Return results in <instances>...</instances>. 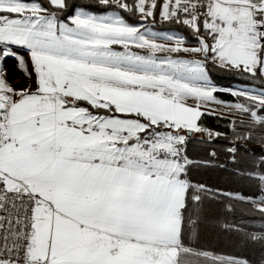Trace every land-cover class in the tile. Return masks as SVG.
Wrapping results in <instances>:
<instances>
[{"label":"snow or ice","instance_id":"snow-or-ice-1","mask_svg":"<svg viewBox=\"0 0 264 264\" xmlns=\"http://www.w3.org/2000/svg\"><path fill=\"white\" fill-rule=\"evenodd\" d=\"M95 4L0 0V264H250L190 243L217 192L190 180L185 145L222 103L208 62L264 80V0ZM157 21L186 26L198 46ZM9 58L34 89L9 83ZM219 90L249 121L236 139L264 145L253 135L264 133V89ZM247 175L260 198L223 195L264 219V148ZM244 235L264 245V231Z\"/></svg>","mask_w":264,"mask_h":264},{"label":"trees","instance_id":"trees-1","mask_svg":"<svg viewBox=\"0 0 264 264\" xmlns=\"http://www.w3.org/2000/svg\"><path fill=\"white\" fill-rule=\"evenodd\" d=\"M71 4L85 6V10L100 11L95 0H70ZM71 11V10H70ZM125 15H127L125 13ZM135 23L136 18L130 17ZM160 31L175 32L184 35L187 42L196 43L190 29L180 24L157 21L153 26ZM209 77L219 89H236L239 87L264 89V80L253 78L248 73L226 71L217 65L208 62ZM218 100L228 103H237L239 99L226 91H217ZM236 124L233 131L230 120L211 114L201 117L199 123L207 131L202 135H188L185 148L186 155L194 161L189 178L191 181L206 185L217 192L215 197H209L203 202V216L198 229L190 234L188 239L193 246L208 250L214 255L246 259L250 264H264V245L252 242L245 233L264 231V219L258 213L248 211L249 205L238 199L229 198L223 194L231 193L234 196H249L260 198L259 189L255 180L250 179L247 172L250 170L253 159H258L264 145L260 143H245L236 139V133H245L247 121H232ZM220 133L219 137L209 138L207 132ZM258 134H261L260 136ZM257 139L264 133H253ZM239 145L236 160H232L228 148ZM215 152L213 157L210 154ZM211 161L204 165L201 162ZM257 171H259L257 169ZM234 207L233 212L227 211V206ZM225 224H237L240 231H230L223 227Z\"/></svg>","mask_w":264,"mask_h":264},{"label":"rangeland","instance_id":"rangeland-1","mask_svg":"<svg viewBox=\"0 0 264 264\" xmlns=\"http://www.w3.org/2000/svg\"><path fill=\"white\" fill-rule=\"evenodd\" d=\"M150 25L145 24V27H148ZM153 30L158 31L162 34H165V31H160L156 28H153ZM171 33L174 36H178L179 34L175 33V32H168ZM186 46L188 47H196L198 46L196 43L193 42H187ZM18 52L19 55L23 56L26 62H29V57L27 55V52L25 49H17L16 50ZM26 54V55H25ZM181 56L183 58H188V59H200V57L192 54V53H188V54H181ZM12 63L10 62V58L7 59L6 62V68H7V77L9 80V83L12 84L14 87L16 88H21L23 87H30L32 89H34L35 87V76L32 75L31 77H29L25 71L22 70V68L18 65V62L16 59L11 58ZM30 66H29V71H30ZM244 89H253V90H257L254 88H246V87H242ZM241 89V87L236 88V89H232V90H238ZM228 93H230L229 91H227ZM193 101H189V103H192ZM235 103H221V104H215V103H210L208 106V112H212V113H216L218 114V116L229 119L230 121H248L247 117L239 114L237 112L236 109L232 108V107H228V105H233ZM214 110V111H213ZM191 135H202V133H191ZM190 135V136H191ZM259 136L261 134H258ZM217 256V255H216ZM222 257V256H219ZM223 258H227V257H223Z\"/></svg>","mask_w":264,"mask_h":264},{"label":"crops","instance_id":"crops-1","mask_svg":"<svg viewBox=\"0 0 264 264\" xmlns=\"http://www.w3.org/2000/svg\"><path fill=\"white\" fill-rule=\"evenodd\" d=\"M166 33H168V32H166ZM168 34H171V33H168ZM218 91H220L219 90V88H218ZM227 92V91H226ZM219 101H221V100H219ZM222 103H228V102H223V101H221ZM193 103H195L194 101L192 102V103H190V104H193ZM208 113H210L211 115H217L218 116V114H216V113H212V112H208ZM208 113H206V114H208ZM201 119V118H200Z\"/></svg>","mask_w":264,"mask_h":264},{"label":"built area","instance_id":"built-area-1","mask_svg":"<svg viewBox=\"0 0 264 264\" xmlns=\"http://www.w3.org/2000/svg\"><path fill=\"white\" fill-rule=\"evenodd\" d=\"M25 55H26V54H25ZM10 62L12 63L11 58H10Z\"/></svg>","mask_w":264,"mask_h":264},{"label":"water","instance_id":"water-1","mask_svg":"<svg viewBox=\"0 0 264 264\" xmlns=\"http://www.w3.org/2000/svg\"><path fill=\"white\" fill-rule=\"evenodd\" d=\"M188 135H191V133H190V134H188Z\"/></svg>","mask_w":264,"mask_h":264}]
</instances>
